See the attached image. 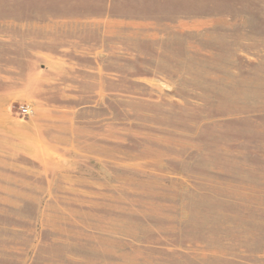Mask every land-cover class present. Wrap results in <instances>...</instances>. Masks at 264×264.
Returning <instances> with one entry per match:
<instances>
[{"label": "rangeland", "instance_id": "rangeland-1", "mask_svg": "<svg viewBox=\"0 0 264 264\" xmlns=\"http://www.w3.org/2000/svg\"><path fill=\"white\" fill-rule=\"evenodd\" d=\"M0 264H264V0H0Z\"/></svg>", "mask_w": 264, "mask_h": 264}, {"label": "built area", "instance_id": "built-area-1", "mask_svg": "<svg viewBox=\"0 0 264 264\" xmlns=\"http://www.w3.org/2000/svg\"><path fill=\"white\" fill-rule=\"evenodd\" d=\"M21 112L23 116H30L32 113V110L29 107H23Z\"/></svg>", "mask_w": 264, "mask_h": 264}]
</instances>
